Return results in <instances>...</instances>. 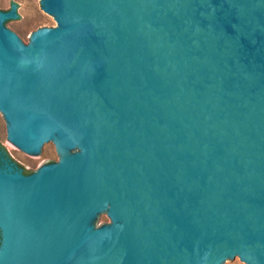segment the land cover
<instances>
[{"label": "water", "instance_id": "water-1", "mask_svg": "<svg viewBox=\"0 0 264 264\" xmlns=\"http://www.w3.org/2000/svg\"><path fill=\"white\" fill-rule=\"evenodd\" d=\"M0 9V264H264V0ZM110 222L102 225L106 217Z\"/></svg>", "mask_w": 264, "mask_h": 264}, {"label": "rangeland", "instance_id": "rangeland-1", "mask_svg": "<svg viewBox=\"0 0 264 264\" xmlns=\"http://www.w3.org/2000/svg\"><path fill=\"white\" fill-rule=\"evenodd\" d=\"M43 0H0V9L13 15L19 7L25 17V20L9 27L14 31L26 44L30 43L31 36L37 29L41 27H56L57 20L55 15L47 12L43 8ZM0 140L13 154L14 158L20 164L31 172L36 171L44 164L59 161L64 155L58 144L53 148L46 158L32 157L30 154L18 147L8 135V122L5 117L0 119ZM110 217H106L102 223H109ZM1 240V236H0ZM1 242V241H0ZM233 264H248L241 259Z\"/></svg>", "mask_w": 264, "mask_h": 264}, {"label": "flooded vegetation", "instance_id": "flooded-vegetation-1", "mask_svg": "<svg viewBox=\"0 0 264 264\" xmlns=\"http://www.w3.org/2000/svg\"><path fill=\"white\" fill-rule=\"evenodd\" d=\"M4 159L10 160L11 162H13L15 164V166H17L18 168H22L24 174H30V173H32L30 170H28L25 167H23L20 164V162H18L14 158L13 154L8 150V148L0 140V166L4 164Z\"/></svg>", "mask_w": 264, "mask_h": 264}]
</instances>
